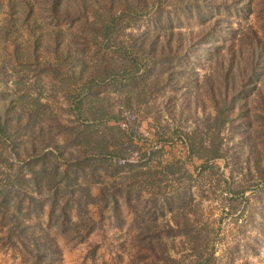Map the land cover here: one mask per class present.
Returning a JSON list of instances; mask_svg holds the SVG:
<instances>
[{
    "label": "rangeland",
    "instance_id": "obj_1",
    "mask_svg": "<svg viewBox=\"0 0 264 264\" xmlns=\"http://www.w3.org/2000/svg\"><path fill=\"white\" fill-rule=\"evenodd\" d=\"M149 1L174 8L173 0ZM251 6L252 12L236 17L234 24L254 26L264 40V0H252ZM173 19L175 32L201 31L194 18L176 13ZM138 23L145 26V20ZM61 24L69 36V26ZM10 56L11 44H1L0 110L8 108L15 138L10 143L0 137V189L12 185L21 197L34 192L32 184L19 185L15 176H27V161L41 152L79 156L82 128L89 124L94 135L105 124L106 119L94 116L115 117L108 122L127 134L126 157L133 162L120 174L98 169L106 200L88 205L94 227L84 238L65 236L53 224L47 227V207L22 218L29 231L45 229L57 243L60 253L51 264H264V73L245 102L232 110V121L220 126L215 141L223 158L206 162L189 156L183 137L196 131L206 140L215 129L208 126L215 109L203 85L209 64H188L193 72L185 81L173 77L155 85L147 79L141 92L122 76L106 80L95 87L99 99L84 103L79 112V80L69 66L45 70ZM138 168H148L150 175L142 176ZM90 189L99 193L95 183ZM1 211L7 210H0V264H31L33 256L22 247L28 239ZM71 217L76 220L75 211Z\"/></svg>",
    "mask_w": 264,
    "mask_h": 264
},
{
    "label": "trees",
    "instance_id": "obj_2",
    "mask_svg": "<svg viewBox=\"0 0 264 264\" xmlns=\"http://www.w3.org/2000/svg\"><path fill=\"white\" fill-rule=\"evenodd\" d=\"M251 2L173 0L170 11L161 4L155 7L149 0H0V45L11 44L10 57L18 64H39L45 70L55 64L69 66L79 80L75 101L79 112L84 103L99 99L95 87L106 80L122 76L141 92L140 84L147 79L155 85L173 77L185 81L193 72L188 64H209L203 85L215 109L209 118L213 124L208 126L215 129L206 134L207 141L196 131L183 137L189 156L207 162L223 158V149L215 141L220 126L232 121V110L242 105L249 91L262 81L263 35L252 25L234 24L236 17L246 18L252 12ZM176 13L196 19L201 31L189 35L175 32ZM46 19L45 25L39 22ZM141 20H145L142 28L138 23ZM63 21L69 26V36L64 34ZM95 54H100L99 59L93 60ZM99 118L106 120L98 133L92 135L89 124L82 128L79 156L70 154L63 158L61 152H41L27 161L28 175H16L15 182L32 184L34 192L21 197L12 185L0 189V210H7L1 213L28 239L29 243L23 240L22 247L33 256L31 264H51L60 250L45 229L40 228L37 234L29 231L30 225L22 223V218L27 220L47 207V227L53 224L65 236L82 239L94 227L87 215L88 205L97 204L99 198L106 200L98 169L115 175L123 172L126 163L133 164L126 157L123 140L127 134L108 122L115 117L99 115L92 119ZM10 119L9 110L3 105L0 137L14 143L15 137L9 132ZM144 169L138 168L139 173L149 176V169ZM91 183L99 186L98 194L91 192ZM71 211H75L76 220Z\"/></svg>",
    "mask_w": 264,
    "mask_h": 264
}]
</instances>
